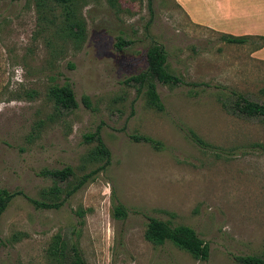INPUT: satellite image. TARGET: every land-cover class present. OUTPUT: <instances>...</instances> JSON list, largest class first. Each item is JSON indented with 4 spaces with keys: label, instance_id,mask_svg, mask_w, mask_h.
Returning a JSON list of instances; mask_svg holds the SVG:
<instances>
[{
    "label": "rangeland",
    "instance_id": "374dc122",
    "mask_svg": "<svg viewBox=\"0 0 264 264\" xmlns=\"http://www.w3.org/2000/svg\"><path fill=\"white\" fill-rule=\"evenodd\" d=\"M65 1L0 0V189L17 193L0 216V264H56L59 238L77 241L85 264L264 258V119L233 107L237 95L264 103V36L221 41L235 36V21L220 12L230 0H151L149 9L146 0ZM151 44L180 80L154 82L161 110L127 82L144 71ZM65 83L77 102L70 111L48 98ZM96 128L108 165L57 210L35 209L28 199L63 187L41 171L70 167L79 176L99 165L85 160L94 143L82 141ZM110 192L127 210L122 222L108 215ZM149 217L191 228L207 261L145 242Z\"/></svg>",
    "mask_w": 264,
    "mask_h": 264
},
{
    "label": "trees",
    "instance_id": "16d2710c",
    "mask_svg": "<svg viewBox=\"0 0 264 264\" xmlns=\"http://www.w3.org/2000/svg\"><path fill=\"white\" fill-rule=\"evenodd\" d=\"M60 3L66 2L65 0H55ZM151 0H146L149 9ZM78 30L76 23L71 24ZM221 41L227 44H243L249 36H232L220 35ZM264 43V37H259ZM126 43L118 41L116 47L121 49ZM141 58L144 59L145 69L129 78L127 82L136 84L138 88L145 87L147 105L161 110V104L155 92L154 82L160 85L176 86L180 83L179 78L171 74L166 68L165 53L163 48L157 44H151L144 49L141 53ZM48 98L53 103L54 107L59 110L70 111L77 107V102L74 99L72 90L68 84L60 86L53 85L48 90ZM81 103L89 106L88 98L83 96ZM233 107L239 115L250 119H264V103L251 102L241 95L235 97ZM193 136V135H192ZM134 142H144L157 148V143L153 140L142 136H131ZM195 142L203 145V143L193 136ZM84 144L94 143V147L90 149L85 155V160L92 163H97V167L87 173L75 176L70 167H64L60 170L41 171L40 176L49 177L56 183L63 184L53 185L42 193L41 200H31L28 202L35 208L41 210H57L62 203L80 190L85 184L91 183L95 180L96 174L108 165L109 153L104 144L102 143L98 128L94 132L82 135ZM63 195L60 197V195ZM17 193H10L4 189H0V216L8 206L11 199ZM111 206L108 210L110 219L114 221H124L127 218V210L120 204L116 203L112 198L110 192ZM113 201V202H112ZM77 217V225L83 224L84 210L78 207L74 211ZM142 237L145 242L152 246H163L165 243H170L172 246L187 253L191 258L205 262L208 259L209 250L196 233L186 226H172L168 222L158 220L156 218H147ZM53 257L56 264H85L81 255L77 241H70L66 238H59L55 243ZM234 261L237 264H264V258L254 256H236Z\"/></svg>",
    "mask_w": 264,
    "mask_h": 264
},
{
    "label": "crops",
    "instance_id": "0c3cea01",
    "mask_svg": "<svg viewBox=\"0 0 264 264\" xmlns=\"http://www.w3.org/2000/svg\"><path fill=\"white\" fill-rule=\"evenodd\" d=\"M222 8L224 19L235 21L230 34L264 36V0H230Z\"/></svg>",
    "mask_w": 264,
    "mask_h": 264
}]
</instances>
